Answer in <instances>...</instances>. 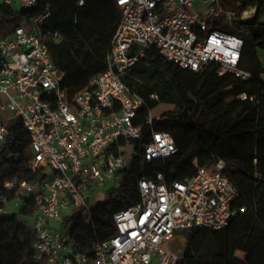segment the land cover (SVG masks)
<instances>
[{"label":"built area","instance_id":"obj_1","mask_svg":"<svg viewBox=\"0 0 264 264\" xmlns=\"http://www.w3.org/2000/svg\"><path fill=\"white\" fill-rule=\"evenodd\" d=\"M113 2L119 20L105 68L71 93L61 86L62 73L50 51L61 35L42 28L49 6L31 13L39 0H0L20 18L15 24L7 21L9 14L0 13V27L6 28L0 32V144L10 122L25 127L30 138L26 169L37 175L33 181L14 177L3 182L0 218L16 210L22 199L34 201L32 246L42 264H180L178 253L164 246L179 231L221 229L246 210L236 206L240 192L222 173L225 162L219 159L214 171L200 166L183 180L170 181L161 172L139 179V200L113 215L114 233L92 244V258L77 250L64 230L52 226L76 210L91 214L84 194L105 190L127 165L124 152L141 136L142 126L134 120L145 99L124 83L123 75L147 50L154 47L183 69L200 71L217 62L219 75L231 73L243 81L252 77L239 67L242 37L216 23L231 27L242 16L254 15L256 7L238 12L222 0ZM149 98L156 100L157 95ZM158 118L148 110L145 124ZM176 152L173 137L154 130L144 159H167Z\"/></svg>","mask_w":264,"mask_h":264},{"label":"trees","instance_id":"obj_2","mask_svg":"<svg viewBox=\"0 0 264 264\" xmlns=\"http://www.w3.org/2000/svg\"><path fill=\"white\" fill-rule=\"evenodd\" d=\"M39 0L31 13L50 15L42 28L59 32L61 39L50 45L60 84L71 93L82 88L89 77L105 68V57L119 20L113 0ZM230 9L242 12L256 7V22L231 27L216 23L223 30L239 35L243 48L239 67L252 74L243 81L231 73L219 75V64L211 62L200 71L183 69L165 60L152 47L123 75L124 83L145 99L134 120L141 125V136L133 141L134 155L115 173L117 185L105 188L106 200L91 207V214L80 209L64 216L60 228L77 250L92 258V244L114 233L113 215L139 200L138 181L155 172L168 180L191 177L200 166L214 171L216 162H225L222 173L236 186L240 197L237 207H246L231 217L221 229L193 227L183 231V239L173 247L180 264H247L236 256L239 245L255 246L264 234V0H222ZM10 6L0 13L9 14L8 22L20 21L10 14ZM156 94L157 99L149 98ZM159 102L171 108L151 124H145L148 110ZM154 130L169 133L177 152L167 159H144V146ZM30 138L18 122L8 124V134L0 144V188L7 179L20 177L33 181L37 175L26 169ZM13 198V193L8 196ZM35 206L22 199L20 206L0 218V264H42L32 246L35 239ZM249 217L248 229L233 225ZM252 264H264V259Z\"/></svg>","mask_w":264,"mask_h":264},{"label":"rangeland","instance_id":"obj_3","mask_svg":"<svg viewBox=\"0 0 264 264\" xmlns=\"http://www.w3.org/2000/svg\"><path fill=\"white\" fill-rule=\"evenodd\" d=\"M258 21L264 22V11H263L262 15L259 17ZM0 32L1 33L6 32V28L4 26H1ZM260 57H261L262 63L264 64V54L261 53ZM261 78L264 81V75ZM168 108H171L168 104L159 102L152 108L151 115L154 118L159 117ZM4 115L6 117V114H4ZM124 155L127 158V160L129 161V159L132 158V156L134 155V151H133L132 147L127 146L125 149ZM46 171L49 174L51 173L50 168H48ZM117 183H118V179L116 178L114 180V182H112L110 185L106 186V188L110 187L112 185H117ZM84 195H85V199H86L87 203L91 207L98 204V203H103L106 200L105 190L91 189L88 196L86 194H84ZM249 223H250V218L247 217L245 219L235 220L233 225L246 230V229H248L247 226ZM51 224L53 227H57V226L60 227V223L58 221H53V222H51ZM182 239H183L182 232L179 231L177 233L176 239L174 241L165 243L164 246L167 249L174 251L173 247L174 246L176 247L177 244L179 243L178 240L181 242ZM236 256L247 264H252L255 261L264 259V234L262 235V237L260 238L258 243L253 247H250V246H247L244 244L239 245L237 250H236Z\"/></svg>","mask_w":264,"mask_h":264},{"label":"water","instance_id":"obj_4","mask_svg":"<svg viewBox=\"0 0 264 264\" xmlns=\"http://www.w3.org/2000/svg\"><path fill=\"white\" fill-rule=\"evenodd\" d=\"M256 22V15L242 16L240 18V23L243 25H251Z\"/></svg>","mask_w":264,"mask_h":264},{"label":"crops","instance_id":"obj_5","mask_svg":"<svg viewBox=\"0 0 264 264\" xmlns=\"http://www.w3.org/2000/svg\"><path fill=\"white\" fill-rule=\"evenodd\" d=\"M64 216H66V214H64L63 217H64ZM63 217H62V218H63ZM62 218L58 221L59 223H61ZM57 227H58V226H57Z\"/></svg>","mask_w":264,"mask_h":264}]
</instances>
